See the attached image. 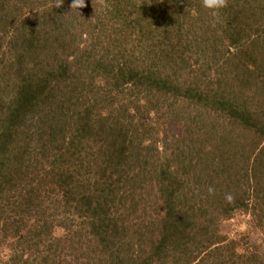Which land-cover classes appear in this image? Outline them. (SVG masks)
<instances>
[{"label":"trees","instance_id":"1","mask_svg":"<svg viewBox=\"0 0 264 264\" xmlns=\"http://www.w3.org/2000/svg\"><path fill=\"white\" fill-rule=\"evenodd\" d=\"M73 3L0 0V264H264V0Z\"/></svg>","mask_w":264,"mask_h":264},{"label":"clouds","instance_id":"2","mask_svg":"<svg viewBox=\"0 0 264 264\" xmlns=\"http://www.w3.org/2000/svg\"><path fill=\"white\" fill-rule=\"evenodd\" d=\"M228 6V0H202V7L207 9L210 14L214 17L219 19L220 13L223 9ZM85 7V0H74L72 4V9H81ZM229 201L232 197L229 195L226 197Z\"/></svg>","mask_w":264,"mask_h":264}]
</instances>
